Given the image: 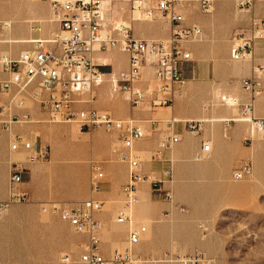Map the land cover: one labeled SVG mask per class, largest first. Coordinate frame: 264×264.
<instances>
[{
  "label": "rangeland",
  "instance_id": "374dc122",
  "mask_svg": "<svg viewBox=\"0 0 264 264\" xmlns=\"http://www.w3.org/2000/svg\"><path fill=\"white\" fill-rule=\"evenodd\" d=\"M143 1L153 6V0ZM242 1L215 0L210 14H202L196 4L183 10L185 25L197 26L202 31L201 41L189 46L192 61L188 65L197 64L200 82L213 86L212 96L201 101L200 109L230 112L229 118H211L221 123L239 116L235 109L221 107L219 99L227 96L239 100L241 95L238 94L246 96L241 89V81L264 75V69L256 68L254 57L240 63L231 60V34L245 29L252 17L264 20V0H247V5L239 6ZM217 3L223 4L218 20L206 27L201 25L199 22L210 20L215 15ZM128 17L127 0H110L106 5L105 20L130 25L134 39L143 34L152 36L148 40L168 39L170 24L166 19L130 23ZM0 22L10 25L7 30L0 31V54L11 57L32 49L31 43L35 41L50 39L58 30L46 4L39 0H0ZM106 24L113 27L111 23ZM256 45L260 46L258 50L264 51V39L258 40ZM229 75L240 79L230 80ZM2 79L0 70V81ZM185 85L186 82L180 89L185 90ZM262 87L261 81V92ZM104 89L109 97L122 98L111 95L108 82ZM14 95L13 92L7 95L0 92V132L9 135L7 151L11 166L24 162L26 157L23 152L10 150V144L17 136L47 146L49 157L46 161L27 166L20 176L21 189L27 194L29 203L0 210V264H62L60 258L63 255L76 262L86 242L85 236L76 234L60 222L57 215L41 212L39 205L52 203L62 207L90 198L89 162H95L100 168L108 162L102 155V136H112L110 150L113 155L121 146L116 137L106 135L102 130L86 133L74 125L50 124L29 93L20 94L15 99ZM97 96L98 101L100 98ZM207 120L202 118L201 121ZM237 124L244 127V134L238 146L229 148L227 161L209 160L208 156L196 153L192 162L172 170L173 181L167 185L172 194L171 203L164 202L159 195L158 201L153 200L146 205L142 217L139 213L136 220L132 210L130 221L118 226L115 217L122 211V196L117 201H106L102 211L94 216L100 225L98 237L102 252L111 254L123 250L127 234L135 231L140 243L134 248V254L141 264H178L176 258H188L193 254L201 255L210 264H264V145H258L264 142V135L250 136L247 124ZM136 126L147 135L143 126ZM200 133L192 136L198 137ZM72 137L75 141L86 137L88 144L80 150V146L72 143ZM135 146L132 153L141 162L160 160L152 158L157 146L149 152ZM244 164L250 165V176L234 182L233 172ZM101 170L106 179L105 172ZM164 170L161 171L162 176ZM8 178L5 179L0 167V203L4 201L2 194L5 184L7 190ZM259 180L263 184L256 185ZM110 183L118 184L116 172L112 173ZM137 205L134 204L133 209Z\"/></svg>",
  "mask_w": 264,
  "mask_h": 264
},
{
  "label": "built area",
  "instance_id": "2783aa9c",
  "mask_svg": "<svg viewBox=\"0 0 264 264\" xmlns=\"http://www.w3.org/2000/svg\"><path fill=\"white\" fill-rule=\"evenodd\" d=\"M39 1L46 4L51 20L58 30L50 39L31 43L32 49L15 57L0 54V70L3 74L0 92L4 95L15 93L14 99L20 94L29 93L50 124L74 125L79 131L86 133L102 130L107 134H114L121 146L114 154L127 167L126 183L121 189L123 205L126 208L136 203V188L143 182H148L152 192L159 194L164 202L171 203V191L163 185L172 183V170H164L163 180L144 176L141 173L140 158L132 153L134 145L146 138L144 131L132 120H117L109 113L94 108L96 90L105 81L104 75L99 71L101 66L95 61V55L110 50L125 54L126 69L110 75L107 82L111 95L121 96L130 109L141 106L146 98L151 99L152 108H171L177 90L185 83L181 67L192 61L189 46L202 39L199 27L185 25L183 10L196 4L202 14H210L215 0H153V6L143 0H127L130 23L155 19H166L169 22L170 33L165 41L134 39L129 26L108 27L100 9L102 0ZM247 4L248 1L243 0L239 6ZM133 14L139 15L140 19L133 20ZM9 27V23L0 22V31ZM263 39L264 20L250 18L245 29L231 34V60L236 63L251 61L255 43ZM145 67L151 69L152 83L141 88L142 71ZM241 89L247 96L244 102L227 96L219 99L221 107L235 109L239 116L235 120L222 123H245L250 136H263L264 119L256 116L254 104L261 94L258 78L242 80ZM17 105L21 106V103ZM171 121L170 124L178 122ZM183 123L192 135L200 133L202 121L187 120ZM177 141L176 137L162 140L152 158L159 159ZM210 148L209 143H202L201 155L207 157ZM10 150L23 152L26 157L24 162L14 163L10 168L7 200L0 203L1 211L11 205L29 203L27 194L21 189L20 176L27 166L46 161L49 157L47 146L19 136L11 142ZM250 173V165L244 164L233 172L232 180L243 181ZM103 180L101 168L91 161L88 176L90 198L64 204L62 207L52 203L39 205L41 212L57 215L60 222L86 238L76 262L63 255L60 258L62 264H141V260L134 254V248L140 243L139 235L135 231L127 234L123 250L113 251L108 256L101 250L98 237L100 225L94 220V216L103 209V203L95 198L100 192ZM129 221V216L123 210L115 217L118 225H125ZM175 262L210 264L199 254L176 258Z\"/></svg>",
  "mask_w": 264,
  "mask_h": 264
},
{
  "label": "crops",
  "instance_id": "0c3cea01",
  "mask_svg": "<svg viewBox=\"0 0 264 264\" xmlns=\"http://www.w3.org/2000/svg\"><path fill=\"white\" fill-rule=\"evenodd\" d=\"M222 7L223 4L217 3L215 5V15L210 20H203L199 23L205 26L210 22H216L218 20L219 12ZM151 37L152 36L150 35L143 34L138 38L140 40H148ZM259 47L260 46L256 45L255 43L253 57L255 60V65L257 66L256 68L258 70H261L264 69V51L258 50L260 49ZM195 49L196 48H193V51H195ZM95 61L98 65L101 66L99 68V71L104 75L105 81L103 83V86L96 90V95H99L100 100L95 101L94 108L99 111L109 113L113 118L117 120H132L135 125L143 126L147 135L142 142L136 143V149L143 152H149L153 151L161 140H165L166 138L171 137H176L178 140L170 150L164 151L162 153L160 160L141 162V173L144 176L150 177L154 180H163L161 174L162 169L170 168L171 170H177L182 166L183 163L186 164L192 162V157L196 153H198V155L201 154L200 145L202 143L207 142L211 146L207 158L209 160L211 158L213 160H219V162L227 161L230 157L228 151L229 148L238 146L241 143L242 136L244 134V127L241 124L236 123L233 125H224L219 122L218 119H211L216 117L229 118V116L231 115L230 112L224 110L214 111L212 109L203 111L202 109H200L201 101L212 96L213 86L207 82H200V68L197 64L194 66L188 65V63L182 65L181 74L184 82H186V89H180L179 92L177 91L179 93V96L176 100H174L175 103L173 104L172 108H152L151 99L146 98L141 106L130 109L122 98L113 99L107 95L104 89V84H106L107 78L110 75H116L117 73L126 69L127 58L125 54L119 52L118 50H110L103 53H97L95 55ZM142 73L143 79L140 87L145 88L147 85H151L152 83L151 69L145 67ZM255 77L258 78L260 87L261 81L263 86L260 98H257L258 100L255 99L254 102L255 113L258 118L264 119V75L262 76V78L258 76ZM229 79L239 80L240 78L229 75ZM238 95H241L239 99L241 102L246 101L247 97L244 94ZM147 107L148 110L146 109ZM169 118L170 120L173 119V121L175 122H177L178 120L179 122L170 124L168 121ZM202 118H207L208 120L202 121L200 136H192V134L186 130L183 122L187 120L201 121ZM105 134L113 135L114 138L116 137L114 134ZM102 140V155L103 158L108 162L106 165H103L101 169H103V171L105 172L106 179L104 176L102 187H100V192L95 196V198L101 201L104 206V203L106 201H117L119 199L122 189L121 185H124L126 183L127 167L125 164L119 162L116 155H113L110 150V146L113 141L112 136H102ZM8 141V133L3 131L0 132V167L4 171L6 180L9 177L11 166L10 157L7 151ZM71 141L72 143L80 146V150L88 144V138L86 137L77 138L76 141L75 139L73 140L72 137ZM258 145H260V143ZM72 167L73 166L71 165V168ZM71 168H69V170H71ZM113 172H116L118 176V184L116 186L110 183V177H112ZM259 182L260 180L255 184L259 185ZM163 187L165 189L168 188L167 184H164ZM248 187L249 186H245L244 188ZM2 197V200H4L2 202H5L7 200L6 184L4 185ZM136 197V203H138L139 205L134 207V209L133 207H131L130 210V212L134 210L136 220L139 213L142 217V211L145 210L144 208L146 207V205H148V203L152 202L153 200L158 201L160 199L159 194L152 192L151 185L148 182H143L136 188ZM121 230L124 231V229H120V231ZM108 254L109 252L107 251L104 253V255L106 256H108Z\"/></svg>",
  "mask_w": 264,
  "mask_h": 264
},
{
  "label": "bare ground",
  "instance_id": "6f19581e",
  "mask_svg": "<svg viewBox=\"0 0 264 264\" xmlns=\"http://www.w3.org/2000/svg\"><path fill=\"white\" fill-rule=\"evenodd\" d=\"M109 2H110V0H102V2H101V5H100V9H101V13H102V15L104 16V13L106 12V5H109ZM133 16V20H138V19H140L139 17V15H137V14H133L132 15ZM134 16H136L137 18H134ZM105 22L106 23H111V25L113 26V27H115V28H119V27H121V26H125V27H127V26H129L130 27V25H125V24H123V23H114V22H112V21H106L105 20ZM19 31H21V30H19ZM31 42V41H30ZM16 43H19V42H17L16 41ZM21 43V42H20ZM173 121V120H172ZM171 121V122H172ZM173 122H175V121H173ZM75 138L73 137V140H74ZM260 141V140H259ZM260 145L261 146H263L264 145V142H260ZM260 184H263V182H259V185ZM131 207L132 206H129L128 208H126L124 205H123V207H122V210L129 216V213H130V210H131ZM131 219V218H130ZM116 224V223H115ZM116 225H118V224H116ZM120 226H122V225H120Z\"/></svg>",
  "mask_w": 264,
  "mask_h": 264
}]
</instances>
